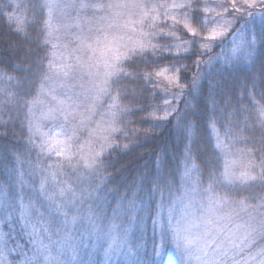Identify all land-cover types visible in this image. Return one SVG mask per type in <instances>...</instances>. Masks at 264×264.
<instances>
[{
	"label": "snow or ice",
	"instance_id": "1",
	"mask_svg": "<svg viewBox=\"0 0 264 264\" xmlns=\"http://www.w3.org/2000/svg\"><path fill=\"white\" fill-rule=\"evenodd\" d=\"M0 19L36 45L23 76L0 67V264H264V0H0ZM169 124L175 170L109 187L112 154Z\"/></svg>",
	"mask_w": 264,
	"mask_h": 264
},
{
	"label": "trees",
	"instance_id": "2",
	"mask_svg": "<svg viewBox=\"0 0 264 264\" xmlns=\"http://www.w3.org/2000/svg\"><path fill=\"white\" fill-rule=\"evenodd\" d=\"M28 31L32 37L36 35L35 26H30ZM187 38V35H185ZM14 43L16 47L14 49L9 48V44ZM29 48H36L34 43H29L28 40L22 38L12 31L7 23L0 19V67L6 68L10 73L18 76H23L22 72H14L13 65L21 64L23 66L25 62L26 50ZM219 48H215L213 52L215 53ZM195 57L181 58L182 62L191 64V60ZM264 59V48L258 50V61ZM168 60L161 61V64L168 63ZM185 76L188 80L191 79V72L186 73ZM132 84V82H128ZM134 86V85H133ZM264 87V85H261ZM227 89L228 86H225ZM208 89L209 85L207 81L204 82L202 88V94L198 99L192 100L193 113L191 117L197 124L198 138L196 139L193 147L198 149L197 151V162L203 163L205 159L210 155V147L205 141L207 135V130L205 127V121L209 114L208 109ZM232 100H236L237 89L232 87ZM147 97V94H145ZM217 100L219 101V106H224V101L227 98L226 95L221 94L217 91ZM160 96H157L155 102H159ZM142 103L147 106L153 101L148 99H143ZM225 108V113L228 111ZM138 116L140 114H137ZM219 115V112L217 113ZM140 128H146L149 126L147 122L139 123L136 125ZM3 131V129H0ZM15 131L20 133L21 137L23 132L17 124ZM9 133H11V128H9ZM14 138L9 134L8 137H0V144H12ZM127 143L128 141H124ZM184 146L183 140H177L176 135L172 131L171 125L164 126L158 130L155 135L148 138L139 137L135 139L127 150H118L112 154L110 159L113 160L114 166L110 167L108 171L112 174V179L109 181V187L117 189V192L125 191L126 186L130 185L132 181L136 180L142 175L151 176L156 171V162L158 156H163V167L169 170H175L176 166L179 164V157L181 156ZM17 147H22V145H17ZM252 192L255 194H264V188H253ZM115 204V200L112 201ZM23 242V241H21ZM164 264H169V261L177 260L178 256L175 255L174 250L169 248L166 250L165 254L162 256Z\"/></svg>",
	"mask_w": 264,
	"mask_h": 264
},
{
	"label": "rangeland",
	"instance_id": "3",
	"mask_svg": "<svg viewBox=\"0 0 264 264\" xmlns=\"http://www.w3.org/2000/svg\"><path fill=\"white\" fill-rule=\"evenodd\" d=\"M220 49H218L216 52H219Z\"/></svg>",
	"mask_w": 264,
	"mask_h": 264
}]
</instances>
